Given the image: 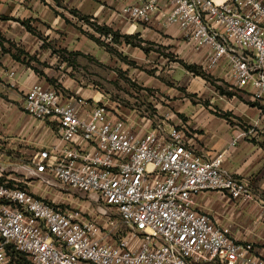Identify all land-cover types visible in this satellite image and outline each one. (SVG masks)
<instances>
[{
  "label": "built area",
  "instance_id": "2783aa9c",
  "mask_svg": "<svg viewBox=\"0 0 264 264\" xmlns=\"http://www.w3.org/2000/svg\"><path fill=\"white\" fill-rule=\"evenodd\" d=\"M123 15L144 25L158 15L163 26H177L197 51H208V70L225 64L231 89L264 106V0H143ZM88 107L82 97L32 85L24 111L52 121L59 144L22 168L45 187L95 194L104 208L93 217L58 206L7 177L0 182V264H12L11 252L30 264H264L251 244L196 209L206 192L253 199L248 183L224 168L226 151L198 155L189 128L166 122L169 113L138 136L106 106L85 113Z\"/></svg>",
  "mask_w": 264,
  "mask_h": 264
},
{
  "label": "crops",
  "instance_id": "0c3cea01",
  "mask_svg": "<svg viewBox=\"0 0 264 264\" xmlns=\"http://www.w3.org/2000/svg\"><path fill=\"white\" fill-rule=\"evenodd\" d=\"M142 1L0 0V173L20 164L8 151L26 154L59 144L52 121L36 120L24 111L25 93L34 84L87 99L85 113L104 105L112 119L124 120L138 136L169 113L166 122L189 128L198 155L210 159L226 151L224 168L248 183L253 196L235 201L206 192L196 209L228 229L237 242L251 244L264 261V115L252 106L248 91L241 92L242 99L220 94L218 88H231L227 66L208 70V51H197L177 26H163L158 15L150 25L123 15L125 7ZM95 27L121 37L114 42L111 34L102 35ZM124 36L135 37L133 42L149 52L127 44ZM180 61L197 66L212 81L187 71ZM162 73L173 79L180 75L183 85L162 81ZM138 98L154 101L157 115L147 116L136 107ZM239 135L244 136L236 140Z\"/></svg>",
  "mask_w": 264,
  "mask_h": 264
},
{
  "label": "rangeland",
  "instance_id": "374dc122",
  "mask_svg": "<svg viewBox=\"0 0 264 264\" xmlns=\"http://www.w3.org/2000/svg\"><path fill=\"white\" fill-rule=\"evenodd\" d=\"M163 67L164 66H162V68ZM120 77L121 80L123 81L128 79L123 75H121ZM160 79L166 83L172 84L173 86L175 84L183 85L184 83V79L180 77V75L179 77L177 76V79H173L172 77H169L168 75L162 73L160 75ZM181 89L182 88H179V92H181ZM183 91L185 93L184 89ZM225 92L236 95L241 99L243 98V96L241 95V91L231 89L229 86L226 87ZM153 102H149L145 99L138 98V102L134 103V105L136 107H139L142 111H145L147 116L152 117L154 115H157V113L155 112L156 110L154 108L155 102L154 103ZM252 106L257 107V109L260 110V113L264 115V106L261 103H254ZM53 127L54 129H56L54 124ZM39 150L40 149L34 147L26 154L24 152L18 153V152L8 151L9 153L8 156H11L15 162L16 160H19L18 163L20 162V164H18L17 167H9L4 169L3 171H1L2 173L0 177L4 179V182H6L8 181L7 177H10L12 175V178L11 177L10 178L16 180L13 183H15L18 187L29 190L34 195L45 200L46 202H50L58 206H69V207L77 208L83 211L85 214L91 215L93 217L99 216V210L104 208V204L100 200H98L97 195L81 193L77 190L67 187H57V188L45 187L40 183V180H37L36 178L27 175V172L22 167L24 166L25 163L31 162L30 159H32L37 154V152H39ZM11 170L14 171L12 172ZM113 218L117 219V217H113ZM117 222L120 223L118 219ZM120 225H121L120 229L126 232V227L122 224ZM25 261L28 262L27 259ZM12 264H14V262ZM207 264H221V263L214 262Z\"/></svg>",
  "mask_w": 264,
  "mask_h": 264
},
{
  "label": "trees",
  "instance_id": "16d2710c",
  "mask_svg": "<svg viewBox=\"0 0 264 264\" xmlns=\"http://www.w3.org/2000/svg\"><path fill=\"white\" fill-rule=\"evenodd\" d=\"M80 19H83L85 21H88L87 18L85 17H80ZM95 31L101 33L102 35H109L111 34L113 36V41L114 42H118V39L121 37L120 35H118L117 33L113 32L111 29L105 28V27H95ZM89 38L93 41H95L96 43H98L99 45H104L100 39H97L95 36L93 35H89ZM124 39L126 41L127 44L133 46V47H139L141 49H143L146 53L149 52V49L143 47L141 44L139 43H134L133 40L135 39V37H129V36H124ZM105 46V45H104ZM106 47V46H105ZM107 49L112 53H115V51L110 48L107 47ZM117 54V53H116ZM132 66H135L134 63H130ZM180 64L189 72L195 74V75H201L203 76V78H205L206 80L212 81V79L209 76H206L203 74V72L195 65H187L183 62L180 61ZM218 90L220 91L221 95H226L227 97H232L233 94L231 93H227L225 91H223L221 88H218ZM0 182H4V179L0 178ZM11 185L13 184V182L10 183ZM11 262L14 264H30L29 262H26V258L23 254L20 253H15V252H11Z\"/></svg>",
  "mask_w": 264,
  "mask_h": 264
}]
</instances>
